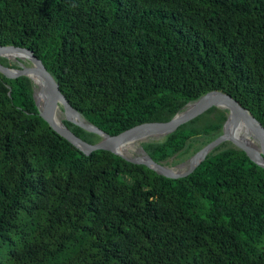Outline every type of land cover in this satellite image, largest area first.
<instances>
[{"label":"trees","instance_id":"trees-1","mask_svg":"<svg viewBox=\"0 0 264 264\" xmlns=\"http://www.w3.org/2000/svg\"><path fill=\"white\" fill-rule=\"evenodd\" d=\"M0 45L32 51L110 136L214 91L264 127V0H0ZM227 117L211 108L141 146L182 162ZM0 264H264V168L231 142L181 179L86 156L42 119L28 77L0 73Z\"/></svg>","mask_w":264,"mask_h":264},{"label":"water","instance_id":"water-1","mask_svg":"<svg viewBox=\"0 0 264 264\" xmlns=\"http://www.w3.org/2000/svg\"><path fill=\"white\" fill-rule=\"evenodd\" d=\"M0 58L13 59L20 64L19 69H13L0 63V73L10 80H19L23 77H28L33 84L41 86L34 80L30 73L35 72L45 83L47 88V97L40 105L38 97L34 92L36 106L42 119L49 124L54 132L59 136L66 139L69 143L74 145L86 156H90L96 151H108L114 153L129 163L135 165H143L155 171L157 174L170 179H181L191 175L198 166L207 158L211 152L225 142H231L238 149L245 152V154L256 164L264 168V127L252 116V114L245 109L239 101L222 92L214 91L206 94L198 101L189 103L180 113L173 119L163 123H145L133 127L119 135L110 136L101 129L95 127L86 121L67 101L59 88L51 73L43 65L42 61L38 59L34 53L26 48L15 46H1L0 45ZM27 61L28 65L23 62ZM41 90V89H40ZM60 104L64 108V113L70 112L77 114L82 118V122L65 116L61 125L57 124L54 120L57 106ZM226 104L227 107L222 106ZM221 108L228 111L227 121L223 126V133L218 138L204 146L197 152L190 160L188 169L185 171H178L165 164L155 162L145 151L141 148L140 152L145 154L141 157H132L128 150L118 152L116 150L120 139L140 132L147 131L150 134H156L147 140L141 141L142 143L150 142V140H163L168 135L175 132L180 126L191 122L197 117L205 114L211 108ZM234 116L242 119L250 132V136L256 141L257 145H250L248 142L240 139L236 134L230 122L234 120ZM70 122L87 132L97 134L101 140L95 144L88 143L81 138L77 137L64 123Z\"/></svg>","mask_w":264,"mask_h":264},{"label":"bare ground","instance_id":"bare-ground-1","mask_svg":"<svg viewBox=\"0 0 264 264\" xmlns=\"http://www.w3.org/2000/svg\"><path fill=\"white\" fill-rule=\"evenodd\" d=\"M32 75V77L34 78V80L36 82H38V84L41 86V90H40V99L42 100V102L46 99L47 97V88L46 85L44 83V81L36 75L35 72L30 73ZM222 106L227 107L226 104H222ZM61 115H63V117L68 116L69 118H72L74 120H76L77 122H82V118L79 117L77 114H72L70 112H62L60 111V104H58L57 106V110L55 113V117L54 120L57 124L61 125L62 122V117ZM230 124L233 127L234 131L236 132V134L240 137V139L248 142L250 145H257L256 141L250 136V132L247 128V125L245 124V122L240 119L237 116H234V120L230 122ZM156 134H150L147 131H140L131 135H128L122 139H120V141L118 142V146L116 148V150L118 152H124L126 150H130V148H133L135 144L147 140L150 137L155 136ZM264 145V143H263Z\"/></svg>","mask_w":264,"mask_h":264},{"label":"rangeland","instance_id":"rangeland-1","mask_svg":"<svg viewBox=\"0 0 264 264\" xmlns=\"http://www.w3.org/2000/svg\"><path fill=\"white\" fill-rule=\"evenodd\" d=\"M7 60H9L8 62L10 63L9 67H11L13 69H19L20 68V64L17 63L16 61H14L13 59H7ZM23 63L25 65H28L27 61H24ZM13 65H15L16 67H13ZM33 85H34L35 95H36V97H38L40 105H42V100L40 99V96H39L40 88L36 84H33ZM60 111H64V108L62 106H60ZM61 117H62V120H63L64 119L63 115H61ZM150 141H158V140H150ZM141 148H142L141 142H139V143L135 144L133 148H130V150L128 149V152H129V154L132 157H141V156L145 155V154H142L140 152ZM193 156L194 155H190L188 157H184V160L182 162H176L175 161L176 159H171L166 166L172 167V168H174L175 170H178V171H185V170L188 169L190 160H191V158Z\"/></svg>","mask_w":264,"mask_h":264}]
</instances>
